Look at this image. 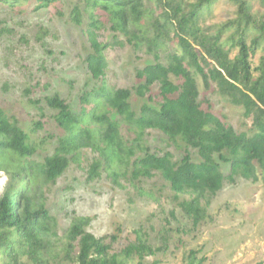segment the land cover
I'll list each match as a JSON object with an SVG mask.
<instances>
[{"label": "trees", "instance_id": "1", "mask_svg": "<svg viewBox=\"0 0 264 264\" xmlns=\"http://www.w3.org/2000/svg\"><path fill=\"white\" fill-rule=\"evenodd\" d=\"M57 1L0 0V5L33 3L34 11H38ZM153 1L151 11L144 7L143 0H84L92 50L85 62L95 80L103 78L107 67L104 52L111 44H100L96 40L95 31L101 23L92 11L99 8L109 15L114 32L123 34L135 49L144 46L154 56V63L137 71L136 77L141 83L134 92L144 99L157 84V103L148 97V103H144L136 115L129 102L130 90L112 91L102 86L81 97L82 104L93 103L95 107L90 112L83 107L75 114L57 95L46 98L47 106L57 112L58 126L68 135L42 164L27 162L36 147L29 143L28 135L15 121L11 123L0 112V172H5L9 178L5 191L0 192L1 264H49L46 257L52 248V238L56 237L55 220L40 196L34 193L32 173L40 175L45 183H53L85 148L98 150L109 167L131 166L134 181L159 174L176 199L182 195L189 197L179 206L194 225L204 219L208 198L215 196L225 181L233 183L234 177L240 175L245 180L264 183V52L257 67L253 68L251 63L256 51L264 50V14L256 20L251 4L258 2L264 8V0H229L235 7V17L212 29L201 27V20L218 0ZM153 13L157 15L147 27L143 26L142 22ZM71 21L81 24L78 7L72 10ZM168 46L173 47V51L167 54V63L162 64L159 52ZM233 49L236 54L231 57ZM197 76L205 89L213 84L222 97L243 110V117L251 122L249 132L237 133L230 124L201 107ZM100 107L103 110L97 112ZM90 122L97 128L90 129ZM120 122L137 130L130 145L120 135ZM41 127L40 123L35 124V129ZM146 130L159 131L171 142L180 140L196 151L199 161L195 162L187 150L179 161H174L170 153H151L142 145ZM137 151L143 155L131 161ZM15 161L18 166L10 169L8 162ZM222 164L229 167L227 175L222 171ZM100 167L97 161L90 166V180L98 177ZM89 223L88 218L72 220L62 246L63 261L128 264L136 258V264H144L146 257L163 251L162 247L152 248L137 232L134 243L112 253L117 237L96 238L86 231ZM203 262L204 258L198 259L195 251L185 260V264Z\"/></svg>", "mask_w": 264, "mask_h": 264}, {"label": "rangeland", "instance_id": "2", "mask_svg": "<svg viewBox=\"0 0 264 264\" xmlns=\"http://www.w3.org/2000/svg\"><path fill=\"white\" fill-rule=\"evenodd\" d=\"M143 4L146 9L154 10L153 0H143ZM251 5L256 20L261 19L264 8L258 2ZM75 7L81 12L80 25L71 21ZM92 13L101 23L95 31L97 42L111 44L104 52L107 67L99 80L92 77L85 62L92 50L87 33L89 14L84 0H58L38 11H34L33 3L0 5V112L11 123L15 121L28 135L29 143L36 147L28 163L42 164L68 135L58 126L57 112L47 106L46 98L57 95L75 114L83 107L87 112L95 107L93 103L82 104L81 97L102 86L112 91L130 90L129 102L136 115L141 106L148 103V97L155 103L159 101L157 84L144 99L134 92L141 83L136 77L137 71L154 63V56L144 46L135 49L123 34L114 32L109 15L103 10L96 8ZM156 15L153 13L142 25L147 27ZM234 17L233 4L229 0H218L201 20V27L212 29ZM171 51L173 47L168 46L159 52L162 64L167 63V54ZM263 52L260 48L252 56L253 68L258 66ZM235 54L236 49H233L230 56ZM196 80L199 102L204 110H210L237 133L250 131L251 122L243 117L240 107L222 97L213 84L205 89L199 76ZM102 110L100 107L97 112ZM36 123L42 127L35 129ZM88 127L96 129L97 125L90 122ZM119 131L127 145L137 135V130L124 122H120ZM142 145L151 153H170L174 161H179L187 150L195 162L199 161L195 150L187 148L180 140L169 141L156 130L144 132ZM142 155L137 151L131 161ZM96 161L101 164L99 175L90 180L89 169ZM8 164L10 169L18 166L16 161ZM221 166L227 175L228 165ZM113 173H117V178ZM32 175L34 193L40 196L55 220L56 237L52 238V248L46 257L49 264H69L63 261L62 246L72 220L78 217L90 220L86 231L94 237H117L112 253L134 243L137 232L152 248H163L155 256L146 257L144 264L154 261L185 264L191 251L197 252L198 259L204 258L202 264H264V183L260 180L251 182L236 175L233 183L225 181L222 189L208 198L204 219L194 225L179 206L189 197L182 195L176 199L159 174L134 181L131 166L126 169L109 167L100 152L92 148L82 149L78 158L70 161L65 172L53 183H45L35 173ZM8 183L7 174L0 172L1 193ZM136 263L135 258L128 264Z\"/></svg>", "mask_w": 264, "mask_h": 264}]
</instances>
